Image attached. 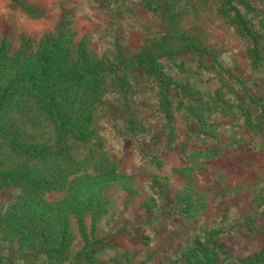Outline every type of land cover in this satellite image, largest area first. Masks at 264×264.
Segmentation results:
<instances>
[{"label":"rangeland","instance_id":"obj_1","mask_svg":"<svg viewBox=\"0 0 264 264\" xmlns=\"http://www.w3.org/2000/svg\"><path fill=\"white\" fill-rule=\"evenodd\" d=\"M242 1L250 7L247 19L260 27L264 0ZM162 7H172L176 17L169 20ZM217 8V0H0V37L8 40L11 54L35 52L47 37L65 32L72 37L75 55L86 40L95 59L116 69L105 78L104 100L94 111L96 133L86 143H75L73 155L79 162L93 158L119 165L132 176L133 187L127 190L113 181L102 189L105 213L95 228L92 216L85 217L88 245L77 217L70 216V256L59 264H91L89 252L96 264H208L183 254L206 245L214 249L212 264H241L264 249V37H242ZM189 44L219 53L220 63L243 85L226 76L210 55H203V63L182 52ZM252 46L262 58L258 68L249 56ZM143 50L176 53L172 59L164 57L165 72L199 88L208 108L190 103L204 120L219 125L217 132L189 130L182 110L175 113L176 133L166 132L157 80L120 63ZM246 90L257 104L248 102ZM125 92L141 130L129 127ZM240 98L259 125L249 124L235 105ZM95 164L87 171L96 172ZM184 192L192 200L202 197L200 211L175 206ZM19 193L15 186L0 189V213L11 209ZM65 196V190L46 193L51 201ZM219 228L228 234L209 241V230ZM0 264L52 263L43 253L22 247L18 240L5 241L0 234Z\"/></svg>","mask_w":264,"mask_h":264},{"label":"trees","instance_id":"obj_2","mask_svg":"<svg viewBox=\"0 0 264 264\" xmlns=\"http://www.w3.org/2000/svg\"><path fill=\"white\" fill-rule=\"evenodd\" d=\"M217 2L218 12L231 19L242 37L253 40L264 37V20L261 19L260 27L250 22L245 15L250 7L242 0ZM162 10L169 20L176 17L172 7H162ZM72 42V37L64 32L57 37H47L35 52L21 49L11 54L8 40L0 37V189L15 186L20 190L11 209L0 213V234L5 241L18 240L22 247L43 253L52 264L64 263L70 256L72 214L77 217L79 230L88 245L90 238L85 217L92 216L95 228L96 221L105 213L106 205L100 197L102 189L113 181L120 182L127 190L133 187L132 176L121 171L119 165L93 158L79 162L73 155L75 143H86L96 133L94 111L104 100L105 78L116 69L115 66L108 67L103 59H95L86 40L79 44L75 55ZM186 51L203 63H206L203 55H210L226 76L243 85L237 74L220 63L219 53L192 44L185 46L182 52ZM175 56L176 53L162 56L143 50L120 63L126 70L141 68L157 80L165 117L163 126L169 135L177 131V110L187 113L189 130L200 127L207 134L212 130L217 132L219 125L204 120L202 112L196 111L190 103L198 101L201 109L208 108L199 88L165 72L164 57L172 59ZM249 56L255 68L263 65L257 46L251 47ZM169 88L175 92L170 93ZM245 96L249 103H258L248 90ZM122 98L129 112L131 131L141 130L130 110L126 92ZM220 104L227 105L225 99ZM235 105L242 110L249 124L259 125L244 99H238ZM199 152L205 154L204 150ZM93 162L97 171H87ZM52 190H65L66 196L51 201L46 198V193ZM189 194H180L175 206L200 211L204 205L202 197L192 200ZM221 234H228V231L222 228L209 230L208 240ZM194 249L183 254L185 257L195 255L202 260L200 263L215 262L211 247L196 246ZM91 255L87 253V259L96 264ZM241 264H264V249L245 258Z\"/></svg>","mask_w":264,"mask_h":264}]
</instances>
